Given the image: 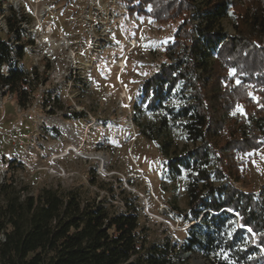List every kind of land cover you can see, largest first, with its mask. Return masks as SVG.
<instances>
[{"label": "trees", "instance_id": "trees-1", "mask_svg": "<svg viewBox=\"0 0 264 264\" xmlns=\"http://www.w3.org/2000/svg\"><path fill=\"white\" fill-rule=\"evenodd\" d=\"M120 1L130 15L180 20L167 46L173 56L143 81L132 105L137 134L155 142L163 158L160 177L185 179L188 209L180 216L192 223L179 249L211 264H264V183L260 193L232 183L240 176L238 154L264 144V0ZM227 14L230 35L214 25ZM196 16L205 23L194 26ZM5 20L0 96L14 95L25 109L39 73L17 65L25 32L13 8ZM145 111L152 121L140 119ZM174 133L191 148L177 150ZM86 175L103 195L81 186L32 193L10 179L0 183V264H172L178 242L154 236L141 222L140 198L121 185L116 190L94 170Z\"/></svg>", "mask_w": 264, "mask_h": 264}, {"label": "rangeland", "instance_id": "rangeland-1", "mask_svg": "<svg viewBox=\"0 0 264 264\" xmlns=\"http://www.w3.org/2000/svg\"><path fill=\"white\" fill-rule=\"evenodd\" d=\"M10 7L25 32L19 64L23 70L36 67L39 79L25 109L14 95L0 96V183L10 179L32 193L43 186L97 191L86 175L94 170L116 190L121 185L140 198L141 222L154 236L177 240L172 264H211L199 253L180 255L178 244L192 223L180 216L188 209L185 179L160 177L158 147L137 134L132 120L141 84L173 56L167 46L180 20L130 15L120 0H0L3 34ZM191 20L194 26L205 23L200 16ZM214 25L233 33L229 14ZM15 39L10 33L9 40ZM153 118L149 111L140 116L144 122ZM174 147L189 149L191 143L174 133ZM238 161L240 176L233 185L260 193L264 144L238 154Z\"/></svg>", "mask_w": 264, "mask_h": 264}, {"label": "water", "instance_id": "water-1", "mask_svg": "<svg viewBox=\"0 0 264 264\" xmlns=\"http://www.w3.org/2000/svg\"><path fill=\"white\" fill-rule=\"evenodd\" d=\"M235 214V213H234ZM192 252L191 251H182V250H180V255H182V256H188V255H190Z\"/></svg>", "mask_w": 264, "mask_h": 264}, {"label": "snow or ice", "instance_id": "snow-or-ice-1", "mask_svg": "<svg viewBox=\"0 0 264 264\" xmlns=\"http://www.w3.org/2000/svg\"><path fill=\"white\" fill-rule=\"evenodd\" d=\"M230 14H231V13H230ZM232 72L234 73V72H235V70L233 69V70H232ZM237 83H239V81H237Z\"/></svg>", "mask_w": 264, "mask_h": 264}, {"label": "built area", "instance_id": "built-area-1", "mask_svg": "<svg viewBox=\"0 0 264 264\" xmlns=\"http://www.w3.org/2000/svg\"><path fill=\"white\" fill-rule=\"evenodd\" d=\"M17 65H20L19 62L17 63ZM6 87H7V86H6ZM6 87H5V88H6Z\"/></svg>", "mask_w": 264, "mask_h": 264}]
</instances>
